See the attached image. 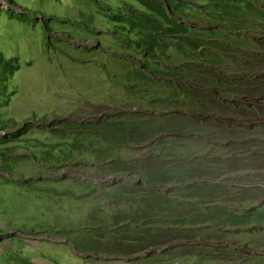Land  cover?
I'll list each match as a JSON object with an SVG mask.
<instances>
[{
    "label": "rangeland",
    "instance_id": "obj_1",
    "mask_svg": "<svg viewBox=\"0 0 264 264\" xmlns=\"http://www.w3.org/2000/svg\"><path fill=\"white\" fill-rule=\"evenodd\" d=\"M152 1L169 12L165 0ZM250 1L264 7V0ZM178 2L170 0L173 9ZM184 9L180 6L176 13ZM191 11L194 20L186 23L188 27L208 20V14H199L195 5ZM142 15L154 18L135 0H0L2 236L19 231L20 250L39 258L37 264H264V232L252 228L230 236L226 235L230 228L216 225L211 229L214 234L204 239L194 233L190 222L188 239L183 241L154 245L140 253L126 247L128 237L119 225L129 219L132 229L153 213L144 211L145 202L152 203L149 194L172 195L173 205L184 198L174 189L181 192L185 185L173 178L163 187L147 182L155 179L152 172L180 163L182 155H193L196 141L202 148L212 146L193 134L212 112L204 113L196 105L190 112L163 104V99L183 98L190 87L205 93L204 85L201 80L193 84L190 77L184 80L182 70L172 72L188 61L175 46L166 54L159 50L156 61L146 57L142 40L149 30ZM162 21L157 18L156 24L161 26ZM257 22V38L263 40L264 24ZM159 41L170 40L160 37ZM243 41L238 39L236 47L248 52L251 39ZM260 43L257 60L258 52H263ZM171 115L184 116L190 124L169 121ZM155 124L163 128L161 134L156 135ZM165 124L170 127L164 129ZM212 124L208 130H224ZM189 125L196 128L186 134ZM238 126L231 127V133L246 137L243 141L249 148L255 140L248 138L251 123ZM12 134L15 138H9ZM128 135L134 142H125ZM161 141H169L164 147L171 150L168 157L157 147ZM231 144L230 140L219 147ZM262 146L259 140L253 145ZM247 187L264 200V181ZM90 191L95 192L77 197ZM158 202V207L165 206ZM175 207L170 214L197 212ZM168 247L175 254H166ZM6 263L15 260L10 257Z\"/></svg>",
    "mask_w": 264,
    "mask_h": 264
},
{
    "label": "trees",
    "instance_id": "obj_2",
    "mask_svg": "<svg viewBox=\"0 0 264 264\" xmlns=\"http://www.w3.org/2000/svg\"><path fill=\"white\" fill-rule=\"evenodd\" d=\"M135 1L154 17L152 19L150 15H142L143 26L149 30L147 37L143 35L145 40L141 39L146 57L156 61L159 50L166 54L175 46L185 54L188 61L182 68L174 66L172 72L182 70L186 74L182 76L184 80L186 76L187 79L190 77L193 80V84L201 80L204 85L205 93L194 92L190 87L184 90L183 98L163 99V104L173 109L188 108L190 112L192 106L196 105L204 113L212 112L213 115H205L206 118L202 119L200 125L194 127L195 133L191 125L186 127V134L192 132L196 137H203L209 140L212 146L202 148L196 141V151L193 155H182L180 163L154 171L152 173L156 175L155 179L149 181L146 179L152 185L163 187L168 178H173L174 182L185 185L181 192L174 189L176 195H182L184 198L173 205L172 195L161 197L158 193L149 194L148 197L153 198L152 203L146 201L144 211L152 210L153 213L136 222L132 229L128 225L129 219L119 225L123 227L120 232L125 231V237H128L126 247L132 250V253H140L143 249H149L154 245L169 246L177 240L183 241L188 239L190 222L195 226L194 233L204 239L207 235L214 234L211 229L216 228V225L220 228H230L226 234L230 236L233 235L231 232L243 233L249 228L263 233L264 200H260L259 194L247 185L264 181L262 179L264 175V38L258 40L260 28H257L255 23L259 21L257 22L259 25L264 24V7L258 6L256 2H247L249 0H180L173 9L170 0H165L168 12L166 7L152 0ZM192 5H195V10L199 14H208V20L205 23H196L193 29L186 24L194 20L191 15L194 11L189 14ZM180 6H185V9L178 15L176 11ZM157 18L163 20L161 26L156 24ZM252 35H255L254 39L251 38ZM160 37L170 41L162 44L159 41ZM240 37L244 39L243 43L251 39L252 44L248 52L236 47L238 39L241 40ZM259 41L261 42L259 47L263 52H258L260 58L257 60L256 51ZM0 56H2L1 52ZM259 69L262 71L259 72ZM206 93H210L212 97L207 96ZM233 103L237 106L244 103L248 107L235 109ZM168 117H170L169 121L190 124L184 116ZM239 122L244 128L246 123H251L248 138L255 137V140L249 148L243 141L246 137L231 133V127L234 128L236 125V128H240ZM212 123H217L216 125L219 128L223 127L224 130H208L209 124L213 127ZM153 127L158 131L156 135L163 132L160 125L155 124ZM165 127L170 126L165 124L164 129ZM9 138L15 136L12 134ZM127 139L128 144L134 142L129 135ZM230 140L233 144L229 147H219ZM257 140L263 145L261 148L253 147ZM235 141L239 144L236 145ZM242 141L243 144L240 145ZM142 142L135 141L136 144ZM166 142L169 141L159 142L157 147H160V151L168 157L171 150L168 148L165 150ZM191 182L194 183L190 185ZM233 182L236 185H232ZM94 192L90 191L77 197L88 196ZM132 197L138 195L132 193ZM159 200L165 203L164 207H158ZM172 206L197 212L178 216L170 214ZM240 206L248 209L240 210ZM128 212L134 215L132 210ZM170 249L171 247H168L165 253L171 251V254H175ZM14 260H19L20 264H34L31 259L23 256L14 257Z\"/></svg>",
    "mask_w": 264,
    "mask_h": 264
},
{
    "label": "crops",
    "instance_id": "obj_3",
    "mask_svg": "<svg viewBox=\"0 0 264 264\" xmlns=\"http://www.w3.org/2000/svg\"><path fill=\"white\" fill-rule=\"evenodd\" d=\"M3 219L4 217L0 216V264H7L6 262L10 260V257L19 258V255L25 256L31 259L34 264H37L36 262L39 261V258H31L25 255L24 251L20 250L22 243L21 238L18 236L19 231H13L11 227L10 229H12L13 233L6 238L2 236L5 233V229L2 227ZM15 264H20V261H15Z\"/></svg>",
    "mask_w": 264,
    "mask_h": 264
},
{
    "label": "flooded vegetation",
    "instance_id": "obj_4",
    "mask_svg": "<svg viewBox=\"0 0 264 264\" xmlns=\"http://www.w3.org/2000/svg\"><path fill=\"white\" fill-rule=\"evenodd\" d=\"M108 113L111 115L112 112H108ZM127 137H128V136H127ZM127 137H126V138H127ZM127 141H128V139H125V142H126V143H127Z\"/></svg>",
    "mask_w": 264,
    "mask_h": 264
},
{
    "label": "bare ground",
    "instance_id": "obj_5",
    "mask_svg": "<svg viewBox=\"0 0 264 264\" xmlns=\"http://www.w3.org/2000/svg\"><path fill=\"white\" fill-rule=\"evenodd\" d=\"M4 2V1H3ZM2 3V2H1ZM7 3V2H6ZM3 4V3H2ZM9 4V3H8ZM16 7V6H15Z\"/></svg>",
    "mask_w": 264,
    "mask_h": 264
}]
</instances>
